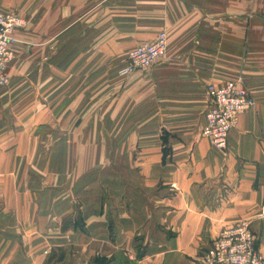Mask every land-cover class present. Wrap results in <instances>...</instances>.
I'll return each instance as SVG.
<instances>
[{
  "label": "crops",
  "instance_id": "crops-1",
  "mask_svg": "<svg viewBox=\"0 0 264 264\" xmlns=\"http://www.w3.org/2000/svg\"><path fill=\"white\" fill-rule=\"evenodd\" d=\"M0 10L27 20L14 34V55L37 47L44 60L54 62V88L68 86L64 93L71 96L70 125L118 128L116 156L133 159L124 172L134 178L119 180L117 234L111 240L109 214L102 209L87 217V250L72 251L73 229L64 236L55 229L53 239L67 241L57 244L69 246L59 248L67 257L47 262L58 248L53 243L47 257V248L39 251L43 225L31 238L24 229H11L0 264H81L76 256L83 251L88 260L123 257L122 264H201L210 242L243 220L264 256V0H0ZM162 31L165 57L120 76L128 53ZM238 76L255 106L240 116L220 151L201 134L207 86ZM67 205L69 210L48 221L70 213ZM27 207L33 215L45 212L34 203ZM30 239H36L32 247Z\"/></svg>",
  "mask_w": 264,
  "mask_h": 264
},
{
  "label": "rangeland",
  "instance_id": "rangeland-1",
  "mask_svg": "<svg viewBox=\"0 0 264 264\" xmlns=\"http://www.w3.org/2000/svg\"><path fill=\"white\" fill-rule=\"evenodd\" d=\"M0 13L10 12L0 10ZM29 49L20 48L17 55L13 50L14 56L8 66L9 83L0 88V249L7 247V234L11 229H24L31 238L35 236L33 231L39 227L41 230L43 225L46 237L41 238L39 251L42 253V248H47L44 256H48L53 243L65 241L64 238L55 240L59 236L53 239L55 229L63 236L71 229L77 232L71 235L70 245L72 251L81 252L87 250L91 242L89 227H86L88 216L102 213V209L107 211L110 240L117 234L118 184L122 178L134 181L132 173L124 172L131 168L130 163L133 166V159L116 156L120 149L115 141L118 128L70 125L75 117L69 111L71 96L64 93L68 86L54 88V62L44 60L38 54L39 48ZM45 86L47 92L39 94L40 88ZM55 103L60 109L55 108ZM108 132H113L114 136H108ZM81 137L87 140H80ZM29 195L32 202H28ZM69 195L74 197L71 199ZM60 196L64 197L59 200ZM68 201L73 210L56 222L48 221L49 216H61L69 210ZM32 203L45 212L37 211L33 215L31 208L28 212L27 206ZM14 205H18L17 218L13 214ZM34 240L30 239V247ZM56 247L58 251L53 260L47 258V262H61L67 257L64 258L67 250L59 249L64 246ZM81 255L76 256V259L82 258L81 264L126 263L120 256L100 254L88 260L86 251ZM140 257L137 253L135 258Z\"/></svg>",
  "mask_w": 264,
  "mask_h": 264
},
{
  "label": "built area",
  "instance_id": "built-area-1",
  "mask_svg": "<svg viewBox=\"0 0 264 264\" xmlns=\"http://www.w3.org/2000/svg\"><path fill=\"white\" fill-rule=\"evenodd\" d=\"M26 26V20L13 12L0 13V87L9 83L8 66L13 59V34ZM167 39L159 32L155 39L135 47L125 65L118 71L122 77L148 69L160 62L166 54ZM208 103L202 136L220 151L227 147L228 132L236 126L241 114L255 104L241 76L220 85L207 86ZM201 264H264V257L256 245L250 224L243 220L213 239L201 253Z\"/></svg>",
  "mask_w": 264,
  "mask_h": 264
},
{
  "label": "trees",
  "instance_id": "trees-1",
  "mask_svg": "<svg viewBox=\"0 0 264 264\" xmlns=\"http://www.w3.org/2000/svg\"><path fill=\"white\" fill-rule=\"evenodd\" d=\"M167 133L166 132H163L162 136H161V139H162V142H163V146L166 144L167 142ZM166 149L164 148V152H163V161H164V155H166Z\"/></svg>",
  "mask_w": 264,
  "mask_h": 264
},
{
  "label": "bare ground",
  "instance_id": "bare-ground-1",
  "mask_svg": "<svg viewBox=\"0 0 264 264\" xmlns=\"http://www.w3.org/2000/svg\"><path fill=\"white\" fill-rule=\"evenodd\" d=\"M20 16H21V15H20ZM22 17H23V16H22ZM23 18H24V17H23ZM24 19H25V18H24ZM17 31H19V30H17ZM17 31H16V32H17ZM16 32H15V33H16ZM15 33H14V34H15ZM14 34H13V36H14ZM132 50H133V49H132ZM132 50H131V51H132ZM244 84H245V83H244ZM246 88H247V87H246ZM252 108H253V107H252ZM252 108H250V109H252ZM250 109H249V110H250ZM247 111H248V110H247ZM247 111H246V112H247ZM244 113H245V112H244ZM244 113H243V114H244ZM241 115H242V114H241ZM241 115H240V116H241ZM238 120H239V118H238ZM237 123H238V122H237ZM236 125H237V124H236ZM233 128H234V127H233ZM233 128H232V129H233ZM232 129H231V130H232ZM231 130H230V131H231ZM230 131H229V132H230ZM229 132H228V134H229ZM227 137H228V135H227Z\"/></svg>",
  "mask_w": 264,
  "mask_h": 264
}]
</instances>
